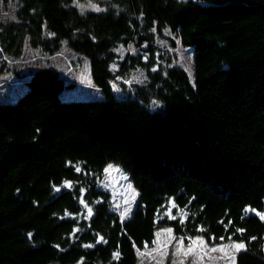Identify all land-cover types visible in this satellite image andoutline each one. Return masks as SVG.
<instances>
[{"label":"trees","instance_id":"obj_1","mask_svg":"<svg viewBox=\"0 0 264 264\" xmlns=\"http://www.w3.org/2000/svg\"><path fill=\"white\" fill-rule=\"evenodd\" d=\"M84 1L0 0L15 3L2 54L68 40L106 97L60 99L74 83L56 69L11 70L28 90L0 102V264H137L163 227L244 243L235 264H264V0ZM155 35L191 49V75ZM128 46L139 54L120 56ZM135 68L147 80L116 99ZM110 163L136 192L123 221L99 188Z\"/></svg>","mask_w":264,"mask_h":264},{"label":"rangeland","instance_id":"obj_2","mask_svg":"<svg viewBox=\"0 0 264 264\" xmlns=\"http://www.w3.org/2000/svg\"><path fill=\"white\" fill-rule=\"evenodd\" d=\"M105 2L107 0H101ZM101 1L97 3L86 0L84 2H75V6L80 11H100L103 10ZM15 3L4 5L0 3V20L15 19L14 14ZM99 9V10H97ZM167 37V32H163ZM154 45L168 52L173 63L177 64L191 75L192 73V53L188 47L175 48L170 47L169 40L166 37L155 35ZM131 55L139 54L138 49L132 46L120 49V56L125 53ZM0 59L4 60L7 67L3 73L0 72V102L11 103L17 101L20 95L28 90V86L23 80L15 78L11 70H19L21 74H25L39 67H49L56 69L61 75L66 77L69 82L74 85L65 88L60 94V99L64 100H104L106 97L102 90L97 87L91 77L90 63L88 58L78 53L69 44L68 40L62 41L60 50L53 54L47 55L38 49L25 46L21 56L18 58L8 57L1 53ZM123 86L115 83L112 85V91L116 99H127L132 96V89L135 86L142 85L146 80V72L142 68H135L130 72L127 79H119ZM111 168L104 170L102 178L99 182V188L104 190L111 197L112 209L118 214L120 220H125L129 212L122 218L121 213L124 209L132 208L136 198V192L133 188H129V180L126 173L116 164L110 163ZM107 165V167H108ZM106 167V168H107ZM105 168V169H106ZM169 228L163 227L155 232V240L151 247L143 250H135L137 256V264H232L233 257L237 251L232 247V241H223L219 243H207L202 238L185 239L174 236L172 232H168ZM159 233V235H157ZM203 241L201 243L200 241ZM195 241V243H193ZM182 242V243H178ZM191 247V252L188 251ZM216 248V251H212ZM179 249V251H177ZM175 253V255H174Z\"/></svg>","mask_w":264,"mask_h":264},{"label":"snow or ice","instance_id":"obj_3","mask_svg":"<svg viewBox=\"0 0 264 264\" xmlns=\"http://www.w3.org/2000/svg\"><path fill=\"white\" fill-rule=\"evenodd\" d=\"M97 10H99V9H97ZM178 43H179V41H178ZM154 70H155V69H154ZM152 103L155 105V104H157L158 102L154 100ZM111 167H112V165H108V167L105 169V171H108V168H111ZM76 171H77V172H80V171H81V169H80L79 166L76 167ZM65 183L68 184V185L70 186V183H69V182L66 181ZM128 187L131 189V188H132V185L129 184ZM81 195L83 196V191H82ZM80 203H81V204H85V200H84L83 198H81ZM85 206H87V205H85ZM130 210H131V206L129 205V207L125 208V209H124V212L121 213L122 218H123L128 212H130ZM253 211H255V210H253ZM257 214L259 215V213H257ZM66 215H68V213H66ZM88 215H89V216L92 215V209H91V208L88 209ZM172 218L175 219V217H172ZM261 219H264V216H261ZM167 231H168V232H171V229H168ZM237 231H241V232H242L243 230H242V229H238ZM29 235H31V234H29ZM157 235H159V233H157ZM229 239H231V238L229 237ZM253 239H255V237H253ZM101 242L106 243V241H104V238H103L102 236L99 238V240L97 241V243H101ZM200 242L203 243L202 240H201ZM178 243H182V242H178ZM193 243H195V241H194ZM85 247H93V245H90V244H89V245H85ZM232 247H234L237 251H239V250H241V249H244V248H245V245H244V243H233ZM191 250H192L191 247H189L188 251L191 252ZM216 250H217L216 248H213V249H212L213 252L216 251ZM177 251H179V249H177ZM117 255H118V254L114 253V257H116ZM174 255H175V253H174ZM181 264H183L182 261H181ZM232 264H235L234 257H233Z\"/></svg>","mask_w":264,"mask_h":264},{"label":"bare ground","instance_id":"obj_4","mask_svg":"<svg viewBox=\"0 0 264 264\" xmlns=\"http://www.w3.org/2000/svg\"><path fill=\"white\" fill-rule=\"evenodd\" d=\"M2 61L4 62V60L0 59V62H2Z\"/></svg>","mask_w":264,"mask_h":264}]
</instances>
